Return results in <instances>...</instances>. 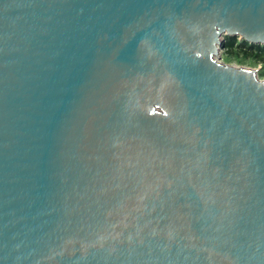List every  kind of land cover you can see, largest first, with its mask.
<instances>
[{"label":"water","instance_id":"1","mask_svg":"<svg viewBox=\"0 0 264 264\" xmlns=\"http://www.w3.org/2000/svg\"><path fill=\"white\" fill-rule=\"evenodd\" d=\"M264 0H0V264H264Z\"/></svg>","mask_w":264,"mask_h":264},{"label":"rangeland","instance_id":"2","mask_svg":"<svg viewBox=\"0 0 264 264\" xmlns=\"http://www.w3.org/2000/svg\"><path fill=\"white\" fill-rule=\"evenodd\" d=\"M221 59L234 66L257 68V75L264 79V45L246 46L236 37L234 40L225 39Z\"/></svg>","mask_w":264,"mask_h":264},{"label":"trees","instance_id":"3","mask_svg":"<svg viewBox=\"0 0 264 264\" xmlns=\"http://www.w3.org/2000/svg\"><path fill=\"white\" fill-rule=\"evenodd\" d=\"M235 38H236V37H235ZM235 38H228V39H231V40L233 39V40H234ZM242 42H243V44H245L246 46H249V47H252V46H255V45H256V44H255V45L250 46L247 42H245V41H242Z\"/></svg>","mask_w":264,"mask_h":264}]
</instances>
